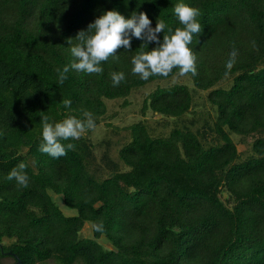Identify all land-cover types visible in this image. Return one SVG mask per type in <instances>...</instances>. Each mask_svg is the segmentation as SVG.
<instances>
[{
    "label": "trees",
    "instance_id": "trees-1",
    "mask_svg": "<svg viewBox=\"0 0 264 264\" xmlns=\"http://www.w3.org/2000/svg\"><path fill=\"white\" fill-rule=\"evenodd\" d=\"M177 3L200 11L197 75L140 79L133 38L102 74L70 70L60 83L75 37L104 12H144L167 33L183 27ZM112 72L125 74L118 87ZM154 83L141 118L115 126V104ZM84 112L109 136L86 130L58 159L39 151L42 116ZM0 133V264H264V0H0ZM20 162L26 188L6 179Z\"/></svg>",
    "mask_w": 264,
    "mask_h": 264
},
{
    "label": "clouds",
    "instance_id": "clouds-1",
    "mask_svg": "<svg viewBox=\"0 0 264 264\" xmlns=\"http://www.w3.org/2000/svg\"><path fill=\"white\" fill-rule=\"evenodd\" d=\"M174 14L183 27H178L172 32L166 23L158 19L156 26L152 27V21L144 12L137 14L133 12L131 18H125L116 10L104 12L94 22L88 25L86 31L82 30L75 37L79 41L76 45H71L70 51L73 61L63 69L57 68L58 78L62 84L68 79L67 73L70 70L83 72L86 74H102L101 64L115 57L118 50L123 48L131 50L132 39H140L144 43L131 59L133 65L131 71L140 79L147 81L152 76H162L167 78L178 69L177 75L184 76L191 73L197 75L196 56L190 45L194 35L202 32V26L198 21L200 16L199 9L191 7L185 3L174 5ZM163 33L161 41L159 34ZM155 43L157 46L152 50L144 51L148 44ZM71 44V40L69 41ZM238 52L233 48L230 58L226 63L225 76H228L237 60ZM110 78L113 87H118L125 80L123 72H112ZM65 108L71 107L70 99H63ZM85 119L80 120L74 116L50 123V117H41L42 142L39 151L58 159L67 154V150L73 149L74 144L68 143L66 146L62 141L78 140L86 130H95L96 123L89 112L83 113ZM2 135V133H0ZM27 165L20 162L15 168L11 169L6 179L15 180L20 187L26 188L29 184V177L25 169ZM96 231L104 230L103 223L93 225Z\"/></svg>",
    "mask_w": 264,
    "mask_h": 264
},
{
    "label": "rangeland",
    "instance_id": "rangeland-1",
    "mask_svg": "<svg viewBox=\"0 0 264 264\" xmlns=\"http://www.w3.org/2000/svg\"><path fill=\"white\" fill-rule=\"evenodd\" d=\"M162 84L174 85L175 80L173 78L167 79ZM154 85H156V84L154 83V84L148 85L146 88L134 93V95H132L130 97V102L132 104L129 105V107L125 108L123 111H120V109H118V107H117V104H115V110L118 111L119 113L114 119H112V123L115 126L124 127V126L130 125L134 122H137L141 118L140 113H138V109L140 108L141 101L144 98V96L148 92H150V90H152L154 88ZM146 119L148 120V122L153 121L150 113H148L146 115ZM107 132L108 131L106 130V127L101 125V126L95 128V130L92 132V138L95 141H99V140L105 138L106 136H109L107 134ZM83 235L84 236H90L91 235L90 225L85 226V228L83 230ZM3 262H4V264H14L15 263L12 258H5L3 260ZM47 264H55V263L53 261H50Z\"/></svg>",
    "mask_w": 264,
    "mask_h": 264
},
{
    "label": "water",
    "instance_id": "water-1",
    "mask_svg": "<svg viewBox=\"0 0 264 264\" xmlns=\"http://www.w3.org/2000/svg\"><path fill=\"white\" fill-rule=\"evenodd\" d=\"M7 254H11V253H7ZM17 261L14 264H22L21 260H19V258L17 256H15Z\"/></svg>",
    "mask_w": 264,
    "mask_h": 264
}]
</instances>
